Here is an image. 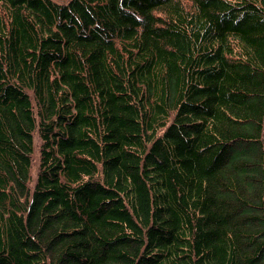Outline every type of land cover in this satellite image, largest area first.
<instances>
[{
  "label": "trees",
  "instance_id": "obj_1",
  "mask_svg": "<svg viewBox=\"0 0 264 264\" xmlns=\"http://www.w3.org/2000/svg\"><path fill=\"white\" fill-rule=\"evenodd\" d=\"M0 264H264V0H0Z\"/></svg>",
  "mask_w": 264,
  "mask_h": 264
}]
</instances>
